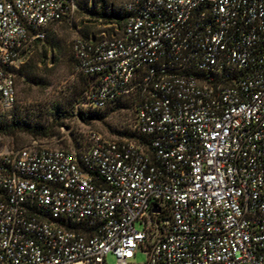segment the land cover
I'll use <instances>...</instances> for the list:
<instances>
[{"label":"built area","instance_id":"built-area-1","mask_svg":"<svg viewBox=\"0 0 264 264\" xmlns=\"http://www.w3.org/2000/svg\"><path fill=\"white\" fill-rule=\"evenodd\" d=\"M75 0H0V101ZM73 41L101 109L137 95L133 139L0 155V264H264V0H127ZM156 207V210H154ZM136 223L143 226L136 228Z\"/></svg>","mask_w":264,"mask_h":264},{"label":"rangeland","instance_id":"rangeland-1","mask_svg":"<svg viewBox=\"0 0 264 264\" xmlns=\"http://www.w3.org/2000/svg\"><path fill=\"white\" fill-rule=\"evenodd\" d=\"M125 1L75 0L74 13L53 24L43 43L21 55L15 66L17 103L6 108L0 101V155L33 141L76 152L90 144L91 131L107 140L134 138V95L100 110L89 108L84 102L88 80L75 71L73 59L77 37L97 39L122 32L125 21L119 6ZM111 13L116 20H111ZM15 123L21 127L13 128ZM35 126L49 130L41 136ZM136 228L143 226L136 223ZM146 260L147 253L139 248L131 263ZM115 262L114 256L107 257L108 264Z\"/></svg>","mask_w":264,"mask_h":264},{"label":"trees","instance_id":"trees-1","mask_svg":"<svg viewBox=\"0 0 264 264\" xmlns=\"http://www.w3.org/2000/svg\"><path fill=\"white\" fill-rule=\"evenodd\" d=\"M124 17H122V19H124V21L126 20V15L125 14H123V13H121ZM110 17H111V20H116L115 19V17H114V14L113 13H111L110 15H109ZM119 24L121 23V22H118ZM50 29V28H49ZM48 32V31H47ZM46 38H47V34H46V37H45V39L44 40H42V41H38V42H36L37 44H40V43H43L45 40H46ZM35 43V44H36ZM73 59H74V57H73ZM74 65H75V63H74ZM76 71V70H75ZM78 73V72H77ZM80 74V73H79ZM80 75H82V76H84L87 80H88V89H87V92H86V94H85V99H84V102H85V104L88 106V104H87V102H86V95H87V93H88V91L90 90V88L93 86V84H94V77H91V76H85V75H83V74H80ZM15 76H16V74H15ZM134 95V98H135V104H136V99H137V95L136 94H133ZM121 99H123V98H121ZM121 99H118V100H116V101H114V102H117V101H119V100H121ZM114 102H112V103H114ZM111 104V103H110ZM135 104H134V115H135ZM109 105V104H108ZM89 107V106H88ZM89 108H91V107H89ZM93 110H100V109H94V108H92ZM102 109V108H101ZM12 127L13 128H20L21 127V124L20 123H15V124H13L12 125ZM45 127H36L35 126V128L34 129H36L37 130V133H41V136H45L46 134H47V131L49 130V127H46L45 129H44ZM135 133V132H134ZM137 135L135 134V136H134V138L136 137ZM89 146V145H88ZM88 146L87 147H84V148H82V149H80V150H78V151H74V153H76V154H78L79 155V153L80 152H82L83 150H85V149H87L88 148Z\"/></svg>","mask_w":264,"mask_h":264},{"label":"water","instance_id":"water-1","mask_svg":"<svg viewBox=\"0 0 264 264\" xmlns=\"http://www.w3.org/2000/svg\"><path fill=\"white\" fill-rule=\"evenodd\" d=\"M154 210H156V207H154Z\"/></svg>","mask_w":264,"mask_h":264}]
</instances>
